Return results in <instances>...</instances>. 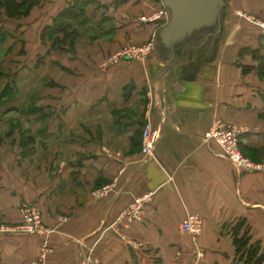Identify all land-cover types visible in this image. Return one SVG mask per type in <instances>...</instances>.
I'll return each instance as SVG.
<instances>
[{
    "label": "crops",
    "instance_id": "obj_1",
    "mask_svg": "<svg viewBox=\"0 0 264 264\" xmlns=\"http://www.w3.org/2000/svg\"><path fill=\"white\" fill-rule=\"evenodd\" d=\"M38 2L35 14L0 19L12 49L45 55L56 79L33 111H18L34 126L29 158L12 135L0 138V217L20 223L29 201L51 231L0 232V264H243L235 238L245 230L264 251V171L238 170L203 138L217 120L238 124L242 151L264 160V32L233 15L264 14V0H227L220 30L195 32L173 58L157 36L169 12L160 0ZM75 3L84 11L70 24H88L94 46L43 45V28ZM151 35L146 59L86 58L99 55V39L117 46ZM18 71L15 106L40 76L35 66ZM145 122L159 131L150 155L140 152ZM148 191L139 219L126 224L122 212ZM188 213L201 219L195 237L181 229Z\"/></svg>",
    "mask_w": 264,
    "mask_h": 264
},
{
    "label": "rangeland",
    "instance_id": "obj_2",
    "mask_svg": "<svg viewBox=\"0 0 264 264\" xmlns=\"http://www.w3.org/2000/svg\"><path fill=\"white\" fill-rule=\"evenodd\" d=\"M5 3L6 2H4V4ZM24 3L25 4L23 7H17L16 5L10 4L9 2L7 3V5H0V16H7L6 14H10V16L12 17L21 18L25 16H30L31 13L33 14L36 13L35 12L37 10L36 5L39 4L38 1H36V4H33L32 0H25ZM234 12L235 13L233 15H236L240 20H243L245 22L247 21L248 23H250L248 21V17H253L260 20L264 19V14L261 12L252 14L249 13L248 11H245L244 9H239V8H236ZM72 13L75 14L78 13V6L74 8ZM32 16L33 15H31V17ZM167 18H169V12ZM90 31L91 28L88 24L82 25L81 27L78 28L74 27L70 31L66 29L63 30L57 29L56 31H52L50 33H48L49 30L46 29V27H44L42 30L41 41L43 45H46V43L48 42L49 44L55 43L58 44L59 46L65 45L67 46V48H72V49L80 48V43L81 44L88 43L94 46V41H92L94 38L90 39L91 36L89 33ZM62 33H65L66 35H62ZM79 34H81L83 38H78ZM84 37L88 38V40H85ZM113 42L114 40L113 39L111 40L109 38H104L103 40L99 39L97 41V43L100 46L99 55L97 57H92L90 55H87L86 58H90L91 60L98 59L97 60L98 65L108 66L116 62L115 60L116 54L122 50L132 49L135 51L143 50L147 52L148 50L146 47L149 44H152V42H154V39L152 35L142 40L129 39L123 41L122 43H119L117 46H113L112 44ZM10 43L11 44L14 43V39L8 37L2 44H0V89L4 86L5 82H9V84L15 85L14 80L16 75H19L18 69L22 64H23V68L26 69H29L30 66H35L40 75L39 81L34 86V88L32 87L23 88L21 104L19 106H15L16 101L14 98L12 102L6 105L7 107H9L8 108L9 112H7L5 116L0 118V138L4 136L6 137L7 135H12L13 137L11 142L13 144L16 142L18 148L22 150V153L24 154L25 152H31L30 150L31 146L26 142L22 143L21 141L22 139L24 140V137L26 135H32L31 131L34 126L33 125L31 126L30 122L25 121V119H22L18 111L22 113H30L31 111H33L37 105L35 101L40 88H41L40 92L41 91L45 92L47 87L56 85V79L55 77L53 78L54 73L49 72V69L47 68V63L45 62L46 61L45 55H41V54L30 55L25 51L23 53H18L15 49H12V45ZM154 48L155 46L153 45V48L150 49V53L153 51ZM258 71L263 73L264 68L261 67L259 68ZM51 74L53 76H51ZM14 97H16V95ZM3 106L5 105H2L1 107ZM14 107H17L15 108L16 111H13ZM140 135H142V130ZM237 148H239L242 155L249 162H251L254 165L255 164L260 165L261 168L259 170H251L250 172L264 171V160L256 159L254 157L249 156V154L244 153L240 145ZM43 150H45V147L43 148ZM140 152L144 155V153L141 150V145H140ZM24 155H27L24 156V158L26 157L29 158L28 156H30V153ZM45 157H46V152L44 151V153L42 154V158L45 159ZM96 190H98V188L93 190L94 194L96 193ZM0 224L9 227H13L14 225L7 223L6 221L2 220V218Z\"/></svg>",
    "mask_w": 264,
    "mask_h": 264
},
{
    "label": "built area",
    "instance_id": "obj_3",
    "mask_svg": "<svg viewBox=\"0 0 264 264\" xmlns=\"http://www.w3.org/2000/svg\"><path fill=\"white\" fill-rule=\"evenodd\" d=\"M248 21L257 26L264 32V19H256L248 17ZM155 46V40L152 44H149L147 52L143 50H122L116 54L117 61H129V60H143L150 54V49ZM242 128L238 125L217 120L211 127L204 133V140L206 142L213 141L221 149L225 157L240 171L259 170L261 167L257 164L249 162L241 153L239 148V135ZM159 136V131L153 128L149 122H145L142 126L141 135V150L144 155L152 154ZM107 192L106 188H101L96 191L95 194H104ZM153 195L152 191H148L139 196L135 201L122 212V219L126 224H130L133 221L139 219L140 212L144 203L148 202ZM21 222L13 225V227L3 226L0 224V232H22L30 234H43L44 232H50L42 226L41 215L33 203L29 201H23L20 205ZM1 222V217H0ZM201 219L194 213H188L181 222V229L188 232L194 237L201 231Z\"/></svg>",
    "mask_w": 264,
    "mask_h": 264
},
{
    "label": "water",
    "instance_id": "obj_4",
    "mask_svg": "<svg viewBox=\"0 0 264 264\" xmlns=\"http://www.w3.org/2000/svg\"><path fill=\"white\" fill-rule=\"evenodd\" d=\"M169 11V18L158 31L161 46L173 58L176 46L195 32L220 30L226 0H160Z\"/></svg>",
    "mask_w": 264,
    "mask_h": 264
},
{
    "label": "trees",
    "instance_id": "obj_5",
    "mask_svg": "<svg viewBox=\"0 0 264 264\" xmlns=\"http://www.w3.org/2000/svg\"><path fill=\"white\" fill-rule=\"evenodd\" d=\"M33 4H36V1L38 0H32ZM77 1V0H76ZM4 2H6L4 4ZM16 5L17 7H23L25 0H0V5H7V3ZM227 2V0H226ZM77 5L75 3L74 5L61 10L54 18L52 25L47 26L46 29L49 30L48 33L52 31H56L57 29L63 30H72L74 27L70 24L69 19L73 17V9L75 8L74 6ZM77 7V6H76ZM84 11V9H79L78 8V13L81 14ZM77 14V13H76ZM6 17L10 18H15L10 16V14H6ZM1 19V16H0ZM166 22V21H165ZM163 23V25L165 24ZM162 25V26H163ZM161 26V27H162ZM160 27V28H161ZM9 33L0 26V44H2L8 37ZM56 40V39H55ZM52 47H61L58 44H52ZM15 93H16V87L15 85L9 84V82H5L4 86L0 89V106L5 105V108L7 107L6 105L9 104L10 102L13 101L15 98ZM4 107V106H3ZM9 107L6 108L7 111ZM11 108V107H10ZM16 107H14L15 109ZM142 130V128H141ZM26 137V139H25ZM24 137V140L22 139V143L26 142L27 144L31 143L34 141V136L33 135H26ZM239 145H240V140H239ZM241 147V146H240ZM242 225V221H238L235 224V228H238L239 226ZM236 242V253L238 255V260H243V264H261L264 263V251H260L258 246H253L248 244V238H247V232L246 230L243 232V234L239 237L235 238Z\"/></svg>",
    "mask_w": 264,
    "mask_h": 264
}]
</instances>
